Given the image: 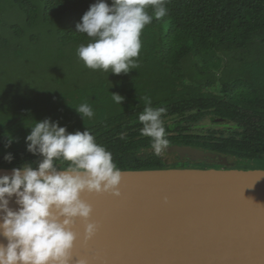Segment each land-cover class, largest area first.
<instances>
[{
	"label": "trees",
	"instance_id": "16d2710c",
	"mask_svg": "<svg viewBox=\"0 0 264 264\" xmlns=\"http://www.w3.org/2000/svg\"><path fill=\"white\" fill-rule=\"evenodd\" d=\"M5 1L24 16L16 36L53 23L57 44L105 52L106 72L1 102L0 167H163L158 147L188 140L264 168V0ZM204 114L237 129L190 135Z\"/></svg>",
	"mask_w": 264,
	"mask_h": 264
},
{
	"label": "water",
	"instance_id": "95a60500",
	"mask_svg": "<svg viewBox=\"0 0 264 264\" xmlns=\"http://www.w3.org/2000/svg\"><path fill=\"white\" fill-rule=\"evenodd\" d=\"M0 167V180H47L0 192V264H264V168Z\"/></svg>",
	"mask_w": 264,
	"mask_h": 264
},
{
	"label": "rangeland",
	"instance_id": "374dc122",
	"mask_svg": "<svg viewBox=\"0 0 264 264\" xmlns=\"http://www.w3.org/2000/svg\"><path fill=\"white\" fill-rule=\"evenodd\" d=\"M0 8L2 9L0 12V103L15 101L18 96L28 91L38 94L39 91L53 88H68L70 90L76 85L89 81L92 76L102 75L106 72L103 69L106 65L105 52H92L90 49H94V46L57 44L53 23L37 24L32 29L26 28L22 38L16 36L17 25L24 22L23 14L15 7L9 6L5 0L2 1ZM109 64L111 65V63ZM111 69L112 66L109 67V70ZM210 90L219 91L220 87L213 85ZM208 122V118L202 119L193 128L205 130L214 123ZM215 126L213 128L226 130V124L223 122L215 124ZM171 128H176V126L172 123ZM209 155L213 158V154ZM172 165L186 168L200 167L190 162H178V164ZM241 166L240 163H237L235 167L250 169V167ZM8 180H12V185L24 187L21 185L23 180L12 178H8ZM33 181L36 183L32 185L53 182ZM5 184L9 185L8 182Z\"/></svg>",
	"mask_w": 264,
	"mask_h": 264
},
{
	"label": "flooded vegetation",
	"instance_id": "af4514ba",
	"mask_svg": "<svg viewBox=\"0 0 264 264\" xmlns=\"http://www.w3.org/2000/svg\"><path fill=\"white\" fill-rule=\"evenodd\" d=\"M205 118H208V123H211V122H214L212 123V126H209L210 128H206L205 130H202V129H195L193 128L194 126L198 125V123L200 122V120L202 119H205ZM220 122H223L224 124H226V130L225 131H222V130H218V128H213V126H215V124H218ZM173 123V122H172ZM176 127H178V125H176L175 123H173ZM233 124L229 123L228 121H225L221 118H218V117H214L212 115H209V114H204L203 116H199V117H196V118H193L191 121L187 122V132L190 134V135H198L200 138H209L213 135H217V134H221V132H224L225 134H229L230 132L234 131L235 129V125H233L234 127L232 128ZM170 127H172V125H170ZM216 127V126H215ZM175 129V128H173ZM199 138V139H200ZM185 146H188V147H193V148H196V149H200L203 151L204 153V158L202 160H199V161H192L190 159H182L178 156H176L177 160H176V163L178 164L179 163H187V162H190L192 164H197L199 166H203L205 164L206 167H211V166H214V167H220L221 165L218 163L217 159L215 158L216 155H219L221 157H225L227 156L228 154H217V153H212V152H208L207 150L205 149H202L196 145H193L192 143H190V141H185L184 140H180L178 141L177 143H166V144H162L161 146L158 147V156L162 159V161H164V159L167 157V156H170L172 155V151L176 148H179V147H185ZM162 148V150H160V148ZM209 154H213V158L210 157ZM175 163V164H176ZM233 163L234 165L236 166L237 162L235 159H233ZM165 164V163H163ZM166 165V164H165ZM209 165V166H208ZM5 180V179H4ZM12 180H8L9 182V185H6V184H2V180H0V191H5V190H9V189H13L15 187H18L19 185H12ZM5 182V181H4ZM40 183V182H39Z\"/></svg>",
	"mask_w": 264,
	"mask_h": 264
}]
</instances>
